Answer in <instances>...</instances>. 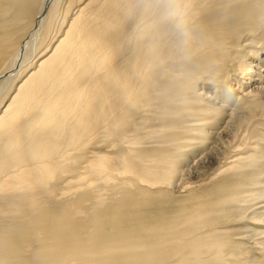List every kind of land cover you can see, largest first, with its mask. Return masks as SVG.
I'll use <instances>...</instances> for the list:
<instances>
[{"label": "bare ground", "instance_id": "obj_1", "mask_svg": "<svg viewBox=\"0 0 264 264\" xmlns=\"http://www.w3.org/2000/svg\"><path fill=\"white\" fill-rule=\"evenodd\" d=\"M83 1L0 0V78L15 71L0 102V264H225L233 242L203 236L182 246L186 230L148 210L153 189L132 185L186 188L173 183L185 167L175 159L212 128L195 116L214 109L198 104L197 83L225 70L242 35L264 38V13L248 8L253 0H187L179 37L128 15L130 0ZM260 62L229 69L260 84ZM229 113L212 134L238 122ZM217 199L208 197L216 212Z\"/></svg>", "mask_w": 264, "mask_h": 264}, {"label": "rangeland", "instance_id": "obj_2", "mask_svg": "<svg viewBox=\"0 0 264 264\" xmlns=\"http://www.w3.org/2000/svg\"><path fill=\"white\" fill-rule=\"evenodd\" d=\"M60 1L62 5L64 4L63 6L68 2V0ZM71 1L75 3L76 0ZM88 1L84 0L83 2L85 4ZM98 1H93L90 5L94 6L89 5L88 8L97 6ZM253 1L246 2L248 8L252 9L254 13L257 11L264 13V0ZM263 39L257 33L242 35L236 40L239 47L233 48L231 50L232 57L229 56L225 60V65H227L225 70L219 72V74L213 71L214 75L210 74L211 78L199 80L197 83V85L200 84L204 87L197 94L205 93L203 96L198 95L196 98H200L198 104L202 106L201 108L214 107V109L218 108L220 111L210 108L211 110L206 116L204 114L198 117L195 116L193 120L199 121L198 123L202 124V127L207 125L206 127L212 128L203 129L204 133H198L195 143L193 142V147L185 149L175 159L176 169L182 166L185 167L179 175L177 174L173 183L177 182L179 188L183 185L186 188L184 190L174 189L171 184L155 187L149 185V187H145V184L132 185V187L153 189L148 191L152 195V199L145 203L148 210L157 216L160 221L172 222L176 227H179V230H186L182 246H187L193 238L200 239L203 236H210L217 242H233L226 247L229 255L226 256V253L223 255L225 264H264V105H251L249 109L252 100L261 99L264 101V91L261 94L256 89L257 92L253 93L254 88L252 87L254 85H264V83L258 84L246 78H244L246 80H243L240 78L242 75L229 69L232 66L250 69L251 67L246 65L253 62V67L250 69L253 71L260 61V65H257L258 70L264 69V45H256L255 43ZM250 40L251 43L247 44ZM27 48L26 53L29 52L30 46H27ZM8 72L0 78V81L3 79V85L0 87V102L8 93L10 85L15 79L12 78L13 80H11L9 76L14 74L15 71H11L9 74ZM234 78L235 80L238 78V81L241 80L238 85L234 84L232 80ZM250 88H252L253 94ZM244 89L249 92L246 96L239 94ZM246 90L244 91L246 92ZM225 110L228 112L225 113ZM144 112L146 117H153L149 109ZM228 113L231 114L232 118H236L238 122L233 119L232 126L228 125L230 131L228 130L224 134H212L224 125ZM189 121L193 123L192 120ZM198 123L196 124L199 125ZM99 148L101 150L106 149L105 151L108 150L102 143ZM113 150L115 151V147L109 148L110 152H114ZM115 169L116 167H114V171ZM119 173L115 171L110 174L115 175L116 179L121 177L127 182L128 175L124 173L119 175ZM123 174L128 179L124 178ZM87 181L86 179L84 182ZM90 183L94 184L92 181ZM87 185L88 183H84L82 187H87ZM95 186L101 188L103 192L107 190L102 180L96 182ZM144 189L143 191H145ZM206 189L212 190L206 193ZM208 197L211 199L218 198L219 207L216 208L217 212L208 207ZM219 198L224 199V202L220 203ZM164 209L168 210L159 211ZM236 242L239 244L237 245ZM196 248L202 247L198 246Z\"/></svg>", "mask_w": 264, "mask_h": 264}, {"label": "clouds", "instance_id": "obj_3", "mask_svg": "<svg viewBox=\"0 0 264 264\" xmlns=\"http://www.w3.org/2000/svg\"><path fill=\"white\" fill-rule=\"evenodd\" d=\"M126 12L168 26L179 37L187 36L191 15L187 0H130Z\"/></svg>", "mask_w": 264, "mask_h": 264}]
</instances>
